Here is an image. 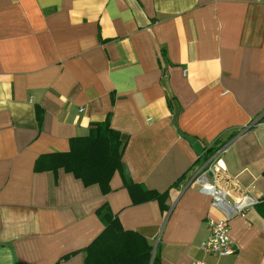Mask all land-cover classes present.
<instances>
[{"label":"crops","instance_id":"crops-1","mask_svg":"<svg viewBox=\"0 0 264 264\" xmlns=\"http://www.w3.org/2000/svg\"><path fill=\"white\" fill-rule=\"evenodd\" d=\"M107 114L129 177L167 191L166 210L133 203L118 172L103 193L34 170ZM220 151L208 181L254 201L224 256L201 247L224 214L194 181ZM262 200L264 0H0V264H86L103 203L159 264H264Z\"/></svg>","mask_w":264,"mask_h":264},{"label":"trees","instance_id":"trees-1","mask_svg":"<svg viewBox=\"0 0 264 264\" xmlns=\"http://www.w3.org/2000/svg\"><path fill=\"white\" fill-rule=\"evenodd\" d=\"M40 119V115H37ZM126 140L110 126V115L95 122L85 136L73 137L69 150L40 155L34 163L35 171H56L62 168L79 178L84 185L98 184L107 193L109 180L118 172L133 203L157 200L166 210L167 191L158 192L134 183L129 177L122 154ZM264 205V200L260 202ZM103 223L102 231L83 249L86 264H159L156 248L140 234L121 227L116 215L106 203L96 209ZM59 264V262L55 263Z\"/></svg>","mask_w":264,"mask_h":264},{"label":"built area","instance_id":"built-area-1","mask_svg":"<svg viewBox=\"0 0 264 264\" xmlns=\"http://www.w3.org/2000/svg\"><path fill=\"white\" fill-rule=\"evenodd\" d=\"M222 149L221 151H223ZM217 152L211 157V162L207 169H205L200 175L195 176L194 181L198 183L201 193L206 194L211 199V205L221 212H223V218L212 221L209 224V235L207 239L202 243V248L206 252L214 253L220 256L231 254L235 251V246L228 235V221L235 215L243 214L249 204L254 203L250 198L242 197L238 200H230L228 198V191L224 186L216 183H210L207 177V171L213 173V177H216V173H220L221 167L219 166V154ZM191 264H206L204 261L196 260Z\"/></svg>","mask_w":264,"mask_h":264},{"label":"water","instance_id":"water-1","mask_svg":"<svg viewBox=\"0 0 264 264\" xmlns=\"http://www.w3.org/2000/svg\"><path fill=\"white\" fill-rule=\"evenodd\" d=\"M209 174H210V172H209Z\"/></svg>","mask_w":264,"mask_h":264}]
</instances>
